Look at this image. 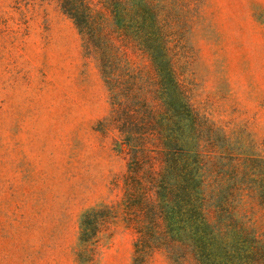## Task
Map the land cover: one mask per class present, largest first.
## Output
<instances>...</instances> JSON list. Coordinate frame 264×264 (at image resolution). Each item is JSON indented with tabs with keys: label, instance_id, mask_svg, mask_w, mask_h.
Segmentation results:
<instances>
[{
	"label": "rangeland",
	"instance_id": "1",
	"mask_svg": "<svg viewBox=\"0 0 264 264\" xmlns=\"http://www.w3.org/2000/svg\"><path fill=\"white\" fill-rule=\"evenodd\" d=\"M140 150L188 160L218 257L264 254V0H0V264H132Z\"/></svg>",
	"mask_w": 264,
	"mask_h": 264
},
{
	"label": "trees",
	"instance_id": "2",
	"mask_svg": "<svg viewBox=\"0 0 264 264\" xmlns=\"http://www.w3.org/2000/svg\"><path fill=\"white\" fill-rule=\"evenodd\" d=\"M144 153L145 150L134 151L128 161L121 203L123 221L136 234L132 264H149L153 253L163 251L170 254L171 259L179 253L199 251V264H264V254L240 256L226 252L224 257H218L209 233L211 226L202 201L197 198L194 170L188 160L178 164L174 155L166 154L164 164L156 170L152 163L140 160ZM172 176L178 178L179 185L170 189ZM111 210L105 206L84 216L80 241L85 250L97 246L100 233L114 222Z\"/></svg>",
	"mask_w": 264,
	"mask_h": 264
}]
</instances>
